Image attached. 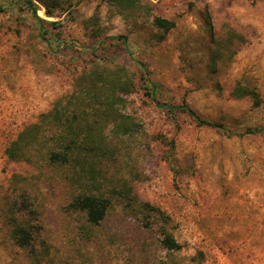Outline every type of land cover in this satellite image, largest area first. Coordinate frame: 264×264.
Here are the masks:
<instances>
[{"label":"rangeland","instance_id":"374dc122","mask_svg":"<svg viewBox=\"0 0 264 264\" xmlns=\"http://www.w3.org/2000/svg\"><path fill=\"white\" fill-rule=\"evenodd\" d=\"M30 1L43 30L0 0V264H264V0Z\"/></svg>","mask_w":264,"mask_h":264},{"label":"trees","instance_id":"16d2710c","mask_svg":"<svg viewBox=\"0 0 264 264\" xmlns=\"http://www.w3.org/2000/svg\"><path fill=\"white\" fill-rule=\"evenodd\" d=\"M22 1H24L28 9L31 10L34 16L37 18L39 25H40V30H43L44 23L46 22L48 23V21H45L44 19L36 15V8L33 2H31L30 0H22ZM45 7H46V14L48 16H51L53 12L46 5ZM155 22L159 28L169 29L172 26H174V23L172 21H168V20L161 19V18H156ZM154 100L158 107L162 106L158 100L156 99ZM166 108L167 110L171 112L175 110L180 111V112H185L187 115H189L192 119H194L200 125L213 127L225 133L228 132V130L221 124H217V123L202 119L196 113L195 110H193L191 107L187 106L186 104L172 105ZM262 130H264V126L256 130H253V131L259 132ZM253 131L247 130L246 132H253ZM23 136H24V132H21L17 136V138L13 140L9 144V146L5 149L8 157L17 159L23 155L24 149L27 146L22 142L24 139ZM55 155H56L55 153H51L50 159H55L56 157ZM74 203L86 213L87 221L91 224L96 225L104 218L108 204H109V200L107 198H103L100 196L85 195V196L77 197ZM145 207H146L145 210H147L148 213H150V215L160 216L164 220V222H166L167 216L159 208L153 207L147 204L145 205ZM160 235H161L160 242L164 248L168 250H178L182 248V245L179 242H177L174 236L169 231H167L165 227H162L160 229ZM10 236L13 239L14 244H16L17 246L21 248H29L30 250L34 251L35 245L33 242V233L31 230V226L15 221L10 230Z\"/></svg>","mask_w":264,"mask_h":264}]
</instances>
